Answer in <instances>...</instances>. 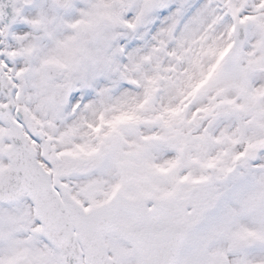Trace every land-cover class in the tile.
Here are the masks:
<instances>
[{
  "label": "snow or ice",
  "instance_id": "1",
  "mask_svg": "<svg viewBox=\"0 0 264 264\" xmlns=\"http://www.w3.org/2000/svg\"><path fill=\"white\" fill-rule=\"evenodd\" d=\"M0 264H264V0H0Z\"/></svg>",
  "mask_w": 264,
  "mask_h": 264
}]
</instances>
